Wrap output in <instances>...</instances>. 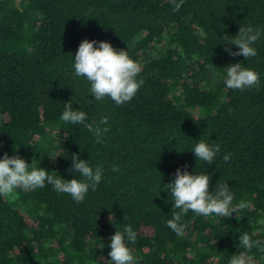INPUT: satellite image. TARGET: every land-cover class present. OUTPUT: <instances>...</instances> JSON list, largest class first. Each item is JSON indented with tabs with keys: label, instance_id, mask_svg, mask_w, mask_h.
I'll return each instance as SVG.
<instances>
[{
	"label": "trees",
	"instance_id": "1",
	"mask_svg": "<svg viewBox=\"0 0 264 264\" xmlns=\"http://www.w3.org/2000/svg\"><path fill=\"white\" fill-rule=\"evenodd\" d=\"M173 7L169 0H0V159L19 156L29 170L65 180L80 179L73 155L103 169L82 203L47 183L0 197V264H108L110 238L125 225L137 232L134 244L125 239L136 264H230L244 251V232L262 242L247 254L264 264V0ZM241 25L261 30L248 60L225 51H239L224 39ZM84 40L108 42L141 66L144 83L130 102L97 101L75 76ZM236 63L259 74L258 88L225 86V68ZM69 101L87 123L107 118L103 143L60 119ZM201 140L220 145L211 164L192 152ZM177 169L208 174L213 195L227 183L233 205L252 207L228 218L189 211L177 236L167 227L178 210L165 188Z\"/></svg>",
	"mask_w": 264,
	"mask_h": 264
},
{
	"label": "clouds",
	"instance_id": "2",
	"mask_svg": "<svg viewBox=\"0 0 264 264\" xmlns=\"http://www.w3.org/2000/svg\"><path fill=\"white\" fill-rule=\"evenodd\" d=\"M174 6L173 10L178 11L184 0H169ZM261 36L260 29L252 26L241 25L237 35L228 39L225 36L224 42L227 45H235L238 52H232L230 47H226L232 56L242 55L246 60L254 58L257 50L252 46ZM96 41L89 42L84 40L80 43L74 56V74L77 77H84L90 83V94L95 100L101 101L110 98L117 106L130 102L138 92L143 80H137L141 72V66L129 57L127 51H117L108 42ZM224 84L228 89L245 90L260 86L259 74L236 63L228 66ZM63 122L73 125H84L93 134L97 143H103L104 134L109 131L107 118L103 117L98 123H87V113L84 110H73L72 102L64 105V111L60 117ZM197 160L211 164L216 160L220 152V145H209L204 141H199L192 150ZM54 159V158H53ZM73 171L80 179L72 178L65 180L55 175H50L49 171L40 167H31L19 156L9 157L7 154L0 159V197H9L17 189L32 191L45 187L49 184L57 193L68 194L77 203H82L86 194L91 189L96 190L103 179V169L96 167L93 170L88 162L79 158L78 155L72 156ZM230 154H225L223 160L228 162ZM112 171L119 172V168L114 166ZM210 176L203 174H189L187 171L181 172L177 169L173 182L165 186L170 191L173 198V207L178 211L172 213V219L167 221V227L177 236L184 235L185 226L180 223L182 217L189 211L208 217L211 215L224 218L231 217L233 213H238L243 209L251 208L248 202L241 201L233 205V194L229 191L227 183H217L215 195L209 192ZM125 239L129 243H135L137 232L130 225H125L122 230L117 229L110 238V260L108 264H136L132 250L126 245ZM240 246L244 251L239 255H234L230 264H253V257L248 255L254 247L260 248L262 242L253 240L248 232L239 235Z\"/></svg>",
	"mask_w": 264,
	"mask_h": 264
},
{
	"label": "rangeland",
	"instance_id": "3",
	"mask_svg": "<svg viewBox=\"0 0 264 264\" xmlns=\"http://www.w3.org/2000/svg\"><path fill=\"white\" fill-rule=\"evenodd\" d=\"M196 239H198V237H195V236H192V237H191V240H196ZM195 242H196V241H191L192 244H194Z\"/></svg>",
	"mask_w": 264,
	"mask_h": 264
}]
</instances>
